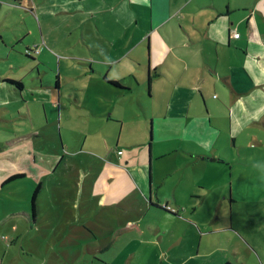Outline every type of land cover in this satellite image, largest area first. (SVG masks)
<instances>
[{
    "label": "crops",
    "instance_id": "obj_1",
    "mask_svg": "<svg viewBox=\"0 0 264 264\" xmlns=\"http://www.w3.org/2000/svg\"><path fill=\"white\" fill-rule=\"evenodd\" d=\"M126 2L125 11H118ZM28 19L33 27L27 26ZM92 20L96 21L93 25ZM59 22L69 29L71 25L82 27L77 41L87 61L79 63L80 72L84 77L97 76L96 93L105 97L102 100L109 93L131 91L127 79L136 72L133 65L141 71L148 68L151 84L158 80L164 90L167 83L172 85L164 115L170 119V129L165 131L187 132L198 150L185 149L182 154L176 150L171 161L176 171L159 174L157 184L153 172L137 165V154H130L126 162L125 153L118 151L117 157L102 161L110 165L108 169L93 181L91 175L86 177L84 195L94 198L91 207L81 202L78 214L73 208H64L59 226L47 220L51 215L46 211L45 224L51 222L46 228L54 230H46L42 237L27 231L44 213L39 204L40 182L36 214L30 198L29 207L19 212L4 208L0 214V264H264V182L257 180L251 168L252 162L264 161V139H260L264 136V0H0V123L33 119L31 110H38V102L68 101L62 95L61 65L53 81L47 76L54 72L52 64L39 60L42 53L39 57L25 55L24 63L14 60L18 52L23 56L16 47L19 43L26 50L32 47L23 36L32 37L37 45L39 36L34 30L39 27L44 37ZM125 40L129 52L148 48L150 63L145 65L133 57L128 64L113 58L114 53L124 51ZM137 76L139 83L144 82L140 73ZM110 81L120 82L124 88ZM203 110L218 123L199 117ZM97 113L107 117V111ZM191 115L197 117L195 122ZM111 118L108 122L115 121ZM219 121L227 122L232 147L229 141L222 146L224 129ZM58 123L61 125L60 120ZM251 132L253 138L237 146V138ZM237 147L238 156L234 153ZM152 149L150 142V152ZM0 162V193L13 181L27 177L25 167L39 168L27 149H21L15 158L3 153ZM216 164L231 170L226 175L214 173ZM135 166L140 171L133 172ZM192 168L203 170L199 180L193 173L178 172ZM128 174L129 192L115 196V191L128 184L113 188L112 183ZM16 175L21 177L12 180ZM49 175L42 172L38 176L45 179ZM164 186L171 192L162 191ZM117 207L124 214L120 230L101 240L98 237L103 231L94 223L99 224L101 214L108 212L103 208L117 212ZM17 216L22 217L25 228L9 221ZM105 252L110 253L102 256Z\"/></svg>",
    "mask_w": 264,
    "mask_h": 264
},
{
    "label": "rangeland",
    "instance_id": "obj_2",
    "mask_svg": "<svg viewBox=\"0 0 264 264\" xmlns=\"http://www.w3.org/2000/svg\"><path fill=\"white\" fill-rule=\"evenodd\" d=\"M55 1L58 2V0ZM52 3L54 4V2ZM127 7V2L124 5L122 3L118 11L124 12V9ZM4 10L2 9L1 11L4 14H8ZM11 15L13 20L19 21V18L15 14L11 13ZM101 16L103 15L101 14ZM60 17L62 18V15ZM101 20L104 21V17ZM27 22V26L33 27L31 20L28 19ZM91 22L93 25L96 21L92 20ZM59 23H55L54 29L51 31V33L54 32L53 34L46 32L44 37H42L39 27L36 31L34 30L39 36L37 45L33 43V38H28L27 35L23 36V41L32 46L31 49H35L38 46L39 52L34 54L39 57L40 53H42L39 57L42 63L52 64L51 69H54V72L48 73L47 76L52 78L53 81L58 76L59 66H62V79L65 82V94L62 95L64 98H68V101L62 100V103L54 105L38 102V110L35 111L34 107L31 110L34 113L33 119H23L15 123H0V155L6 153L8 156L15 158L19 155L21 149H27L32 154V157L35 156L39 167L36 169L31 165L29 168L25 167L24 172L27 174V177L13 181L5 187L6 191L4 190L0 193V214L3 213L2 210L4 208H17L14 212H19L23 208L29 207V198L30 200L32 199L33 191L40 182H43L39 204L43 208L44 213L40 217L41 221L36 226L34 225V227L27 230L31 236L39 237L44 236L46 230L48 233L54 230V227L46 228L47 225H51V222L45 224L47 219L45 216L46 211H50L51 215L47 220L50 219L51 221L52 219L54 220L52 225L59 226L61 218H64V208H73L76 210V214H78L79 207L83 205L81 202H85L84 205L89 208L91 207V202L94 198L90 195H84L85 186L88 183L86 177L91 175L90 179L93 181L95 176L103 173L104 169H108L110 165L102 161L107 160L105 162H109L110 159L117 157L118 151L125 153V158L123 159L126 162H128L126 157L129 158L130 154H137V158H139L137 165L142 166L148 172H153L156 175L154 182L157 184L159 174L160 176H165L168 172L176 171V167L171 164V161L176 157V150H180L179 154H182L181 152L185 149L187 151L198 150L197 144L195 145V142L186 136L187 132L183 133V131H179L175 133L174 131V133H169V131H165L170 129L167 125L170 119L164 117V115H166L167 105L170 100L171 90H168V88H171L172 85L167 83L164 90L163 83L161 84L158 80L150 84L148 68L145 67L141 71L133 65L136 72L134 76L127 79V82H129L128 88L131 91H122L121 93L117 91L116 94L109 93L108 99L102 100L101 97L104 96L100 97L96 93L98 91L97 76L93 74L90 76L91 78L84 77L80 72L79 63L87 61L83 57L86 53L80 51L82 49L78 46L77 41L79 34L83 31L82 27L74 29L71 25L69 29L65 25V22ZM76 24L80 25V22L76 21ZM22 25L23 29H25L26 25L24 22ZM2 33L6 34L3 31ZM127 43L128 41L125 40L124 47L121 48L124 51L114 53L112 57H116L120 62L128 64L134 61L133 57L138 58L145 65L150 63L148 48H139L140 52L139 49L129 52ZM68 44L72 47L70 48ZM16 47L22 50L23 56L19 55L21 53L18 52V54L14 55V60L17 63H24L26 59L25 55H28V52L21 43ZM129 53H131L130 56ZM69 63H72L71 67H66ZM138 73H140V78L144 82L139 83L136 80L139 76H137ZM129 79L130 81L133 80L134 83H131ZM208 86L211 89L214 87L212 83ZM222 87L226 89L224 85ZM228 93L230 94V92ZM212 97L214 98V93L210 92V98ZM44 110L49 122L48 124L46 123ZM105 111H107V117H102V115H98L97 113L104 114ZM203 112L199 117L205 120L212 118V122L218 123L213 119V115H208L204 110ZM109 115L115 121L108 122L107 118H110ZM193 116L191 115L190 118L195 122L197 117ZM59 120L61 125L58 123ZM219 123H221V127L224 129V133H222L220 138L222 146L225 145V142L229 141L232 147V137H230L229 133H226L227 122L219 121ZM233 130L235 131V129ZM35 135H38V137H35ZM24 136H27V139ZM253 136L254 133L252 132L243 133L237 138V146H242L245 142L250 141V138L252 139ZM166 138L167 140H165ZM169 138L171 139L168 140ZM260 139L263 140L264 136ZM150 142L153 144L151 152L149 150ZM201 146L202 149L206 147V145ZM164 153H166V156L162 157ZM234 153L238 156V147L235 148ZM51 159H53L52 163ZM41 166L43 170L40 169ZM215 167L214 173L217 172L224 175L231 170L228 166L221 164H216ZM0 168L2 167L0 166ZM131 169L133 172L134 170L135 172L140 171L137 166ZM190 171L186 169L178 172H181V174L184 172L193 173L192 175L196 176L198 180L203 175V170L201 171V169L195 170L192 168ZM195 171H198L197 174H195ZM207 171H212V169H207ZM42 172L44 176L47 173H50V175L45 179H40L38 175ZM128 182L129 174L128 177L124 176L112 183L113 188L128 184L126 187L115 191V196L125 195L129 192ZM167 189L171 192V188L165 186L161 188L162 191ZM111 209L103 208V210L108 212L101 214L100 217L102 219L97 220L99 224L94 223L103 231L98 237L101 240H104L106 236L111 235L114 231L118 233L120 230L119 222L124 214L120 211V207H117V212L110 211ZM196 219L200 218L196 217ZM12 220L21 228H25L22 217L17 216L9 219V221ZM86 222L89 223V221ZM1 238L2 236L0 235V240ZM121 242L117 241L116 244L120 245ZM122 243L124 244V241ZM107 253L105 252L102 256H105Z\"/></svg>",
    "mask_w": 264,
    "mask_h": 264
},
{
    "label": "trees",
    "instance_id": "obj_3",
    "mask_svg": "<svg viewBox=\"0 0 264 264\" xmlns=\"http://www.w3.org/2000/svg\"><path fill=\"white\" fill-rule=\"evenodd\" d=\"M27 52H28V56H31L34 53H38L39 50H38V48H35V49L27 50ZM8 82H10V83H12L14 85H17L19 87H22V83H20V82H16V81H12V80H10ZM149 82H150V84L152 82V76H150V75H149ZM110 84L113 85V86H115V87H118V88H124L121 85V83L120 82H117V81H110ZM19 177H21V175H16V176H14L12 178V180L13 179H16V178H19ZM39 190H40V187H37L36 190L33 193V196H32V205H33V213L34 214H36V201H37V197H38Z\"/></svg>",
    "mask_w": 264,
    "mask_h": 264
},
{
    "label": "clouds",
    "instance_id": "obj_4",
    "mask_svg": "<svg viewBox=\"0 0 264 264\" xmlns=\"http://www.w3.org/2000/svg\"><path fill=\"white\" fill-rule=\"evenodd\" d=\"M251 168L257 174V180L264 182V161H254Z\"/></svg>",
    "mask_w": 264,
    "mask_h": 264
},
{
    "label": "built area",
    "instance_id": "obj_5",
    "mask_svg": "<svg viewBox=\"0 0 264 264\" xmlns=\"http://www.w3.org/2000/svg\"><path fill=\"white\" fill-rule=\"evenodd\" d=\"M236 37H239V34H236ZM120 154H121V152H120Z\"/></svg>",
    "mask_w": 264,
    "mask_h": 264
}]
</instances>
